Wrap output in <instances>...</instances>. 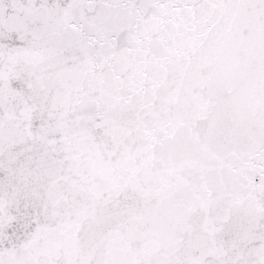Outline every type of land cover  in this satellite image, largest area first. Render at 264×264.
<instances>
[{
    "label": "snow or ice",
    "instance_id": "6c2138e0",
    "mask_svg": "<svg viewBox=\"0 0 264 264\" xmlns=\"http://www.w3.org/2000/svg\"><path fill=\"white\" fill-rule=\"evenodd\" d=\"M0 264H264V0H0Z\"/></svg>",
    "mask_w": 264,
    "mask_h": 264
}]
</instances>
